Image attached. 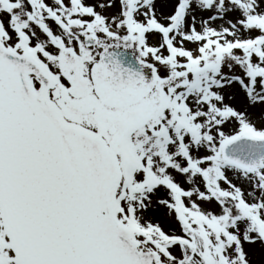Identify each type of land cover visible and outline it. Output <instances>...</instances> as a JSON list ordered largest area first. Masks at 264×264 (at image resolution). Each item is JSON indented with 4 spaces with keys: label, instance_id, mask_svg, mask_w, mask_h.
I'll return each instance as SVG.
<instances>
[{
    "label": "snow or ice",
    "instance_id": "obj_1",
    "mask_svg": "<svg viewBox=\"0 0 264 264\" xmlns=\"http://www.w3.org/2000/svg\"><path fill=\"white\" fill-rule=\"evenodd\" d=\"M0 264H264V0H0Z\"/></svg>",
    "mask_w": 264,
    "mask_h": 264
}]
</instances>
